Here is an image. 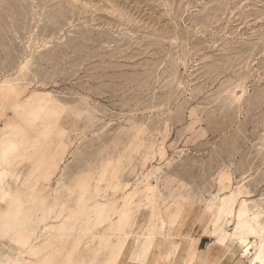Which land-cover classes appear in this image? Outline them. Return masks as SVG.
<instances>
[{"label": "rangeland", "instance_id": "1", "mask_svg": "<svg viewBox=\"0 0 264 264\" xmlns=\"http://www.w3.org/2000/svg\"><path fill=\"white\" fill-rule=\"evenodd\" d=\"M5 136L0 264H193L201 237L257 240L264 0H0Z\"/></svg>", "mask_w": 264, "mask_h": 264}, {"label": "bare ground", "instance_id": "2", "mask_svg": "<svg viewBox=\"0 0 264 264\" xmlns=\"http://www.w3.org/2000/svg\"><path fill=\"white\" fill-rule=\"evenodd\" d=\"M37 108H40V106H37ZM43 109L45 111V108H43ZM34 110L35 109H33V111ZM41 111H43V110H41ZM41 111H40V113H41ZM28 116H27V119H28ZM34 116H35V114H34ZM36 116H38V115H36ZM39 121L45 122L44 117H40ZM15 148H16V141L14 139L9 138L8 136H5V137L0 139V164H3V163L5 164V162L8 160L7 159L8 155H9L8 152L10 150L14 151ZM12 157H14V156H12ZM10 163H11V161H10ZM6 174H7V171H0V186L2 185V182L5 180ZM1 192L3 194V197L0 198V205H3L7 202V199L9 198L11 193L7 188L1 189ZM233 197H234V195H233ZM233 197L231 196L230 198L223 199L221 209H220L221 214H223L227 210V208H229V207L234 208V204H235L236 199ZM242 204H244L246 206L247 201H243ZM250 218H251V221L254 223L255 228L258 231L257 240L251 241L248 243V238L242 236V237H239V239L236 241V245L238 248H241L243 250L242 258L247 259L249 261L248 264H264V228L258 222V218H259L258 215H252V216H250ZM65 226H64V228H65ZM241 262H243V260H241ZM241 262H240V264H241Z\"/></svg>", "mask_w": 264, "mask_h": 264}, {"label": "crops", "instance_id": "3", "mask_svg": "<svg viewBox=\"0 0 264 264\" xmlns=\"http://www.w3.org/2000/svg\"><path fill=\"white\" fill-rule=\"evenodd\" d=\"M240 250L236 243L228 245L204 236L197 240L191 260L193 264H240Z\"/></svg>", "mask_w": 264, "mask_h": 264}]
</instances>
